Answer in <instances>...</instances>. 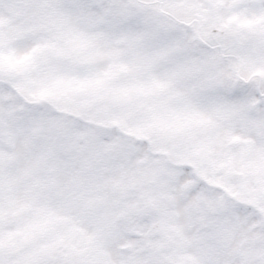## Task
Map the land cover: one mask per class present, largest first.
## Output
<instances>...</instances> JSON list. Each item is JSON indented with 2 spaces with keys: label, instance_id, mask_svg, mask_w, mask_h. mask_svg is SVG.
Listing matches in <instances>:
<instances>
[{
  "label": "snow or ice",
  "instance_id": "6c2138e0",
  "mask_svg": "<svg viewBox=\"0 0 264 264\" xmlns=\"http://www.w3.org/2000/svg\"><path fill=\"white\" fill-rule=\"evenodd\" d=\"M0 264H264V0H0Z\"/></svg>",
  "mask_w": 264,
  "mask_h": 264
}]
</instances>
